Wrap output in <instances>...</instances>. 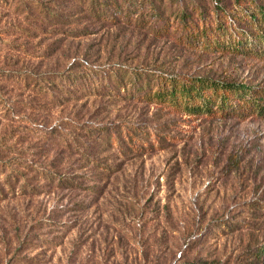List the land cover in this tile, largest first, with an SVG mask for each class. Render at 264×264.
Returning <instances> with one entry per match:
<instances>
[{"label":"rangeland","instance_id":"rangeland-1","mask_svg":"<svg viewBox=\"0 0 264 264\" xmlns=\"http://www.w3.org/2000/svg\"><path fill=\"white\" fill-rule=\"evenodd\" d=\"M94 1L0 0V264H264V110L152 94H264V0Z\"/></svg>","mask_w":264,"mask_h":264},{"label":"trees","instance_id":"trees-1","mask_svg":"<svg viewBox=\"0 0 264 264\" xmlns=\"http://www.w3.org/2000/svg\"><path fill=\"white\" fill-rule=\"evenodd\" d=\"M93 2V1H92ZM105 3H106V0H103L102 2L100 3H96L94 1V3H92L91 5V8L95 9L96 11L97 10H100V7L101 9L103 8V6H105ZM142 7V6H141ZM251 17L253 19V21L255 22H261L262 24H264V4H259L258 5V9H257V12L256 13H251ZM125 23L130 25V26H136L137 25V20L136 19H133L131 17H128L125 19ZM262 33H264V31H262ZM207 85H212L213 87L214 86H220V85H223L224 87H226L229 91L232 90L234 91L235 93H240V95H242L243 97V101L241 104H248L250 107H253V108H259V110H264V94H261L259 95L258 97H256V93L255 91H253V93H251V97L249 98H246L245 99V95L246 93L248 92V86L245 85V84H240V83H236V82H217V81H207V79H202V78H199V79H196L195 81H191V83H189L188 85L187 84H182L180 85L177 89L176 87L174 86V84L171 85V89L170 91H166L167 89L166 88H157V90H154L152 92L153 95H156L158 97H163L164 98V95L167 94V95H170L172 98L173 96L176 94V91H179L183 94H188L189 97H191V95H196V96H201V97H204L203 95V86H207ZM164 89H166L164 91ZM202 91V92H201ZM222 96H223V101L225 99V95L224 93H222ZM208 98V97H207ZM165 100H168V99H165ZM206 100L204 99L202 101V103L200 104V106H202L204 104ZM185 102V101H183ZM262 102V103H261ZM188 106H191L192 108L194 107V105H188L187 102H185Z\"/></svg>","mask_w":264,"mask_h":264}]
</instances>
